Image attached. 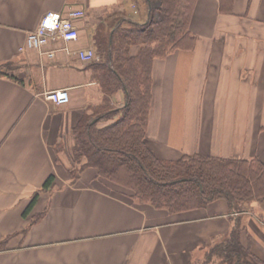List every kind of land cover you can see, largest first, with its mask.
<instances>
[{
    "label": "crops",
    "instance_id": "1",
    "mask_svg": "<svg viewBox=\"0 0 264 264\" xmlns=\"http://www.w3.org/2000/svg\"><path fill=\"white\" fill-rule=\"evenodd\" d=\"M230 5L222 11L220 0H196L194 47L153 59L146 142L160 158L199 153L264 162V0ZM69 8L84 11L72 19L76 40L26 44L46 12ZM135 11L131 0H0V264H191L238 218L241 243L264 260L261 204L238 214L220 198L172 214L134 202L129 189L98 177L94 167L72 181L67 154H55L57 144L70 148L72 128L103 97L89 68L98 55L83 61L79 50H94L110 15L145 22V8L139 20ZM60 88L67 102L45 98ZM111 100L123 104L122 91Z\"/></svg>",
    "mask_w": 264,
    "mask_h": 264
},
{
    "label": "trees",
    "instance_id": "2",
    "mask_svg": "<svg viewBox=\"0 0 264 264\" xmlns=\"http://www.w3.org/2000/svg\"><path fill=\"white\" fill-rule=\"evenodd\" d=\"M195 1L131 0L136 8L140 2L144 5L145 22L113 14L100 26L93 37L99 58L89 68L103 93L102 100L90 106V112H84L72 128L68 150L63 143L54 147L56 155L67 154L66 171L72 181L85 167H94L98 177L129 189L134 202L172 214L201 209L220 198L238 214L252 202L264 206V162L257 157L192 153L163 159L146 142L153 59L194 47L196 37L189 30V21ZM231 2L220 0V10L230 11ZM120 90L123 104L118 106L111 97ZM102 121L108 123L99 124ZM53 177L46 178L42 190L49 188ZM36 198L34 194L24 213ZM244 229L238 218L219 245L218 264H264L241 243Z\"/></svg>",
    "mask_w": 264,
    "mask_h": 264
},
{
    "label": "built area",
    "instance_id": "3",
    "mask_svg": "<svg viewBox=\"0 0 264 264\" xmlns=\"http://www.w3.org/2000/svg\"><path fill=\"white\" fill-rule=\"evenodd\" d=\"M84 14L82 9L69 8L65 15L58 12H46L40 19L37 27L26 34V44L29 46L41 47L50 40L58 37L64 41L76 40L78 31L72 19L81 17ZM22 47H19L21 50ZM53 52H48L52 55ZM78 55L83 61H90L94 58L95 52L91 48L79 50ZM45 98L58 104L68 100V93L65 88L49 90L44 93Z\"/></svg>",
    "mask_w": 264,
    "mask_h": 264
},
{
    "label": "rangeland",
    "instance_id": "4",
    "mask_svg": "<svg viewBox=\"0 0 264 264\" xmlns=\"http://www.w3.org/2000/svg\"><path fill=\"white\" fill-rule=\"evenodd\" d=\"M129 8L132 7L129 6ZM134 9L136 10L134 13V18L139 20L140 14H143L144 5L140 2L137 8L134 6ZM222 240L223 239H218L209 243L208 245H204V247L199 249V251L193 256L191 259V264H218L221 260L219 256V245L223 243Z\"/></svg>",
    "mask_w": 264,
    "mask_h": 264
}]
</instances>
